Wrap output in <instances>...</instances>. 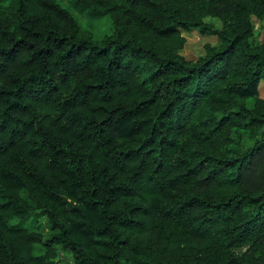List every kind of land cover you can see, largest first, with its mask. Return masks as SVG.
I'll return each mask as SVG.
<instances>
[{
  "label": "trees",
  "instance_id": "16d2710c",
  "mask_svg": "<svg viewBox=\"0 0 264 264\" xmlns=\"http://www.w3.org/2000/svg\"><path fill=\"white\" fill-rule=\"evenodd\" d=\"M262 79L264 0H0V264H264Z\"/></svg>",
  "mask_w": 264,
  "mask_h": 264
},
{
  "label": "rangeland",
  "instance_id": "374dc122",
  "mask_svg": "<svg viewBox=\"0 0 264 264\" xmlns=\"http://www.w3.org/2000/svg\"><path fill=\"white\" fill-rule=\"evenodd\" d=\"M82 26H86V19L81 17V15L74 14ZM88 21V20H87ZM209 21V20H208ZM207 21V22H208ZM91 31L96 34H104L109 32L111 26L107 18H102L98 21H92ZM212 23L216 26L219 24L215 21ZM254 23V38L257 41H261L262 38V28L263 23L253 20ZM182 36L186 39V44L184 49L181 51V55L188 61H196L198 58L204 55V46H218L219 41L213 36H201L196 30H188L186 32H181ZM259 97L264 99V80L262 79L259 84ZM44 227L46 224L44 223ZM47 235V232H44V236ZM57 264H74L71 256L65 252H62L59 248H56V259Z\"/></svg>",
  "mask_w": 264,
  "mask_h": 264
}]
</instances>
